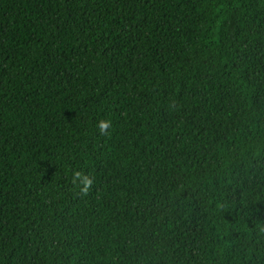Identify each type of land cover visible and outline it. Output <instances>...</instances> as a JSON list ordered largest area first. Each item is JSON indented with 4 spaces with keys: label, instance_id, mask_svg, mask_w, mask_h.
<instances>
[{
    "label": "trees",
    "instance_id": "16d2710c",
    "mask_svg": "<svg viewBox=\"0 0 264 264\" xmlns=\"http://www.w3.org/2000/svg\"><path fill=\"white\" fill-rule=\"evenodd\" d=\"M0 264H264V0H0Z\"/></svg>",
    "mask_w": 264,
    "mask_h": 264
},
{
    "label": "clouds",
    "instance_id": "9594fccd",
    "mask_svg": "<svg viewBox=\"0 0 264 264\" xmlns=\"http://www.w3.org/2000/svg\"><path fill=\"white\" fill-rule=\"evenodd\" d=\"M109 125H110V121L109 120H106V119H101L97 122V127L98 129L100 130V132H104L106 129L109 128ZM77 177L80 176L79 173H76L75 174ZM85 179V183H88L89 181H87V178H84Z\"/></svg>",
    "mask_w": 264,
    "mask_h": 264
}]
</instances>
